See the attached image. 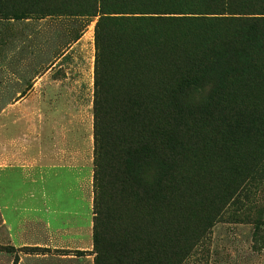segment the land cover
I'll return each mask as SVG.
<instances>
[{
	"label": "rangeland",
	"instance_id": "obj_1",
	"mask_svg": "<svg viewBox=\"0 0 264 264\" xmlns=\"http://www.w3.org/2000/svg\"><path fill=\"white\" fill-rule=\"evenodd\" d=\"M252 8L264 0H0V135L36 112L21 97L46 67L88 70L97 36L108 102L129 104L133 138L152 148L147 173L168 161L165 208L143 185L115 206L119 234L138 237L123 251L162 234V264H250L253 249L264 252V14L243 13ZM217 9L242 14H195ZM216 62L221 76L181 86ZM146 125L160 127L159 143ZM11 184L0 170V264H94L92 233H61L63 218Z\"/></svg>",
	"mask_w": 264,
	"mask_h": 264
},
{
	"label": "crops",
	"instance_id": "obj_2",
	"mask_svg": "<svg viewBox=\"0 0 264 264\" xmlns=\"http://www.w3.org/2000/svg\"><path fill=\"white\" fill-rule=\"evenodd\" d=\"M93 68V59L88 70L80 67L73 73L62 65L46 67L21 97L22 102H32L36 112L11 119L0 135V170H5L13 191L19 189L27 200L41 202L46 218H63L61 233L88 235V241L92 214L87 211L93 200ZM252 254L250 264H264V252L253 249Z\"/></svg>",
	"mask_w": 264,
	"mask_h": 264
},
{
	"label": "trees",
	"instance_id": "obj_3",
	"mask_svg": "<svg viewBox=\"0 0 264 264\" xmlns=\"http://www.w3.org/2000/svg\"><path fill=\"white\" fill-rule=\"evenodd\" d=\"M243 13L264 14L263 8ZM242 14L235 10L228 11L217 9L213 12H195L200 16L205 14ZM104 17L110 16L112 12H105ZM264 20V15L260 16ZM95 59L93 68V174H92V244L94 253V264H140L147 261L154 264H162L161 261L166 257L167 240L162 236L159 239L149 237L146 239V248L122 249L127 243L138 240L137 236L128 234L122 237L119 229L115 226L118 213L115 206L119 204L126 195L132 193L138 185H143L151 195L152 199L159 202L162 207L167 205L168 191V161L161 156L157 160V174L149 175L147 161L152 156V148L138 146L133 138V133L140 130L135 120V112L128 118L121 115L128 109L129 104H120L111 107L107 99V86L104 84L102 75H105V66L101 63V47L97 36L95 38ZM259 58V57H258ZM241 60H248L242 57ZM201 70L192 71V79L181 82L183 88H198L199 83L207 77L223 74V69L219 62L215 66L200 67ZM189 74V72H188ZM216 90L208 99L216 101ZM105 112L107 117L102 116ZM113 114V116H108ZM234 114V112H232ZM128 122V134L124 136L114 135L116 123ZM214 129L218 126L215 124ZM144 135H150L155 143L160 140V127H143ZM145 138V137H144ZM146 139V138H145ZM120 140V144L118 141ZM163 155V154H162ZM165 155V153H164ZM145 174V176H144ZM160 188V190H156ZM122 195H125L122 197ZM127 246V245H125ZM111 247V250L107 248Z\"/></svg>",
	"mask_w": 264,
	"mask_h": 264
}]
</instances>
